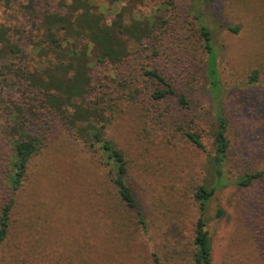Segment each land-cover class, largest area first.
Wrapping results in <instances>:
<instances>
[{"label":"rangeland","instance_id":"374dc122","mask_svg":"<svg viewBox=\"0 0 264 264\" xmlns=\"http://www.w3.org/2000/svg\"><path fill=\"white\" fill-rule=\"evenodd\" d=\"M30 1L34 12L9 9L11 17L0 0V22L11 24L17 19V27L29 29L35 18L60 6V0H13L17 8ZM121 6H133L127 18L145 14L168 20L162 37L147 45L150 49L141 45L135 50L138 46L134 44L129 58L136 61L138 85H146L140 74V65H144L157 67L172 78L177 90L187 89L194 103L191 112L175 100L163 105L202 134L207 151L195 147L181 132L176 131L173 137L168 130L156 128L154 120L145 124L138 111L131 109L116 120L113 135L128 153L129 179L148 228L142 231L133 224L137 220L134 213L132 220L123 218V224L116 227L92 211L97 178L104 179L107 169L100 165L98 151L79 141L59 118L34 108L37 116L30 131L41 137L42 146L30 161L18 194L11 232L0 244V264L190 261L199 215L193 192L207 174L214 122L212 93L207 83L201 85V73L196 72L205 54L194 12L206 19L217 51L220 101L228 117L231 141L226 172L229 178L245 170L264 172V0H214L210 4L204 0H121L109 5V14L115 15ZM231 27H238V31ZM255 68L260 74L251 82ZM92 76L95 85L107 84L113 82L116 70L95 66ZM196 77L197 88H187L186 81ZM8 160V144L0 134V210L12 194L4 181ZM219 208L224 210L221 216L217 215ZM176 217L180 223L172 229ZM207 218L212 264H264V174L247 188L233 183L221 187L208 204Z\"/></svg>","mask_w":264,"mask_h":264},{"label":"trees","instance_id":"16d2710c","mask_svg":"<svg viewBox=\"0 0 264 264\" xmlns=\"http://www.w3.org/2000/svg\"><path fill=\"white\" fill-rule=\"evenodd\" d=\"M120 1L60 0L57 9L35 18L29 29L17 27V19L11 24L0 22V134L8 144L9 167L4 171V181L12 192L0 210V244L11 232L18 194L30 161L42 146L41 137L30 131V125L37 116L34 108L59 118L79 141L98 151L97 159L107 169L104 179L102 176L97 178L92 211L107 217V223L111 220L116 227L123 224V218L132 220L134 213L137 220H133V224L142 231L148 228L147 217L136 200L129 179L128 153L113 135L116 120L131 113V109L138 111L145 124L154 120L158 125L156 128L168 130L173 137L177 136L176 131L181 132L195 147L207 151L202 134L175 117L171 107L163 105L175 100L179 107L191 112L194 103L187 89L177 90L172 78L157 67L145 68L144 65H140V74L146 79V85H138L140 78L134 71L138 67L133 65L136 61L129 58L134 44L138 46L135 50L141 45L143 49H150L151 46L147 45L162 37L168 20L145 14L127 18L133 6H121L111 16L109 5ZM204 1L210 4L214 0ZM1 2L7 16L12 17L9 9L35 11L32 1L19 8L13 0ZM161 4L163 6L164 2ZM194 14L205 54L202 67H196V72L201 73L198 75L201 85L205 87L207 83L212 93L214 122L211 129L213 150L209 152L207 174L193 192L199 215L191 259L187 264H212L208 204L221 187L230 183L241 188L250 187L263 177L264 172L245 170L235 178H229L226 172L231 141L228 117L220 101L222 80L217 51L206 19L201 13ZM231 29L238 31V27ZM95 66H113L116 70L113 82L95 85L92 76ZM259 74L260 69L255 68L250 81H257ZM197 81V77L187 80L186 87H194L192 90H195ZM190 119L195 121L194 117ZM217 213L221 216L224 210L219 208ZM177 219H173L172 229L179 225ZM101 221L104 223L103 218Z\"/></svg>","mask_w":264,"mask_h":264}]
</instances>
